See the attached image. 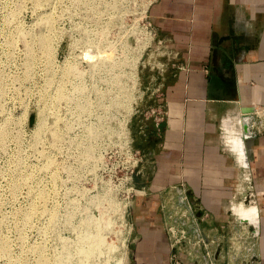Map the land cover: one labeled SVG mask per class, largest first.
<instances>
[{
	"label": "rangeland",
	"instance_id": "obj_1",
	"mask_svg": "<svg viewBox=\"0 0 264 264\" xmlns=\"http://www.w3.org/2000/svg\"><path fill=\"white\" fill-rule=\"evenodd\" d=\"M151 1L0 0V264H80L90 244L126 264L142 125L177 66Z\"/></svg>",
	"mask_w": 264,
	"mask_h": 264
},
{
	"label": "crops",
	"instance_id": "obj_2",
	"mask_svg": "<svg viewBox=\"0 0 264 264\" xmlns=\"http://www.w3.org/2000/svg\"><path fill=\"white\" fill-rule=\"evenodd\" d=\"M146 17L177 66L142 125L126 264H264V0H152Z\"/></svg>",
	"mask_w": 264,
	"mask_h": 264
},
{
	"label": "built area",
	"instance_id": "obj_3",
	"mask_svg": "<svg viewBox=\"0 0 264 264\" xmlns=\"http://www.w3.org/2000/svg\"><path fill=\"white\" fill-rule=\"evenodd\" d=\"M257 108H260V110H257ZM250 112H253L254 114H256L257 116L261 117L264 120V106L253 107L250 110ZM126 225L130 226V223L128 222V224H126ZM167 231H169V234L171 235V238H172V243L174 245L178 246L181 243L183 244L185 242L184 230L182 228L179 227L177 229H174V228L169 226V227H167ZM199 242H200L199 238H194V241H193L194 244H198ZM186 243H188V242H186ZM170 261L172 262V264H181L177 259L174 258L173 255L170 256Z\"/></svg>",
	"mask_w": 264,
	"mask_h": 264
},
{
	"label": "bare ground",
	"instance_id": "obj_4",
	"mask_svg": "<svg viewBox=\"0 0 264 264\" xmlns=\"http://www.w3.org/2000/svg\"><path fill=\"white\" fill-rule=\"evenodd\" d=\"M87 55V54H86ZM98 55V54H97ZM82 56H84V57H86L85 56V54L84 55H82ZM89 56V55H88ZM100 57V56H99ZM89 59H90V56L88 57ZM97 67V66H96ZM54 131V130H53ZM54 133H55V131H54ZM54 136H55V134H54ZM99 250H100V252H99ZM104 250H105V252H109V253H111L112 251H114V248L112 247V246H110V245H108V244H103V246L101 247V248H99V249H96V248H94L93 247V245H89V250H88V252H87V255H85V253L84 252H82L81 251V254H82V256H84L85 255V257L82 259V261L80 262V264H93V260H96L97 261V259H98V256L101 254L102 255V253H104ZM108 256V255H107ZM106 256V257H107ZM114 257V256H113ZM65 258V260H64V262L65 263H69V258L68 257H64ZM102 259V258H101ZM113 260H115L116 262H120L121 261V257H115ZM107 261H108V259H107ZM99 262V261H98ZM41 263H43V261H41ZM97 263V262H96ZM95 263V264H96ZM101 263V262H100ZM104 263V262H103Z\"/></svg>",
	"mask_w": 264,
	"mask_h": 264
},
{
	"label": "water",
	"instance_id": "obj_5",
	"mask_svg": "<svg viewBox=\"0 0 264 264\" xmlns=\"http://www.w3.org/2000/svg\"><path fill=\"white\" fill-rule=\"evenodd\" d=\"M33 120H34V115L29 114V115H28V125H29V126L32 125Z\"/></svg>",
	"mask_w": 264,
	"mask_h": 264
}]
</instances>
